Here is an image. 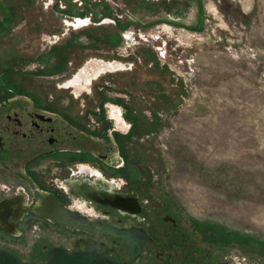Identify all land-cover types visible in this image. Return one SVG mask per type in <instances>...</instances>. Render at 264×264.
Here are the masks:
<instances>
[{"label":"rangeland","instance_id":"obj_1","mask_svg":"<svg viewBox=\"0 0 264 264\" xmlns=\"http://www.w3.org/2000/svg\"><path fill=\"white\" fill-rule=\"evenodd\" d=\"M242 9L235 0H0V102L25 97L113 140L120 166L106 175L139 195L141 221L160 238L171 229L163 217H175L199 264H264V0ZM73 17L90 21L76 33L81 50L62 36ZM77 59L126 69L84 65L80 88H59ZM71 106L96 115L70 116Z\"/></svg>","mask_w":264,"mask_h":264},{"label":"flooded vegetation","instance_id":"obj_2","mask_svg":"<svg viewBox=\"0 0 264 264\" xmlns=\"http://www.w3.org/2000/svg\"><path fill=\"white\" fill-rule=\"evenodd\" d=\"M89 64L126 69L116 61L91 59ZM104 73L102 69L89 76L87 83ZM84 74L81 68L60 87L80 88V75ZM113 116L123 121L118 111ZM119 166L113 140L95 139L84 129H73L63 116L35 107L25 97L0 102V246L23 260L36 262L45 260L52 246L68 250L93 246L124 261L128 256L126 243L105 232L112 226L140 238L142 252L132 264L143 260L145 264H199L197 257L190 255L184 234H179L175 217H163L171 229H165L161 238L141 221L139 195L122 190L121 182L105 173L106 167ZM83 184L113 197H137L139 212L132 215L92 200L76 189ZM52 196L58 203L51 201ZM63 218L68 224L58 222Z\"/></svg>","mask_w":264,"mask_h":264},{"label":"water","instance_id":"obj_3","mask_svg":"<svg viewBox=\"0 0 264 264\" xmlns=\"http://www.w3.org/2000/svg\"><path fill=\"white\" fill-rule=\"evenodd\" d=\"M104 183L108 185L107 181H104ZM76 189L86 197L105 206L117 208L121 211L129 212L132 215L139 212L140 208L137 197H113L105 192L98 193L92 186L87 184L76 185ZM97 195L103 198H97ZM51 199L52 202L58 203L54 196H52ZM42 202L44 203V201ZM58 222L61 224H68L64 218L58 219ZM105 232L118 237L126 243L128 256L124 261L110 258L93 246H90L86 250H68L61 246H52L46 253L45 260L36 262L32 260H23L12 251L0 246V264H132L138 260L142 252V243L139 237L129 231L112 226L106 227Z\"/></svg>","mask_w":264,"mask_h":264},{"label":"crops","instance_id":"obj_4","mask_svg":"<svg viewBox=\"0 0 264 264\" xmlns=\"http://www.w3.org/2000/svg\"><path fill=\"white\" fill-rule=\"evenodd\" d=\"M100 25H102V24H100ZM100 25H96V26H100ZM90 25H88V26H86V27H82V28H78V29H72V28H70L69 29V31L68 32H66L64 35H62V36H65V38H66V40L67 41H69V43H73V44H75L74 46H79V48H80V46H87V43H81V42H79V40H78V37L76 36V33H77V35H78V33H85L88 29H91L90 27H89ZM87 33V32H86ZM61 36V37H62ZM61 37L59 36V38H58V41H60V39H61ZM64 38V37H63ZM64 38V39H65ZM89 42V41H88ZM82 48H80V50H81ZM67 51V50H66ZM68 52V51H67ZM73 53H78L79 52V50L78 49H76L75 51H72ZM72 53V54H73ZM89 60H81V59H77V61H75V65H76V67H79L78 69L80 70L84 65H86V63L88 62ZM79 70H77V72L79 71ZM76 72V73H77ZM73 76V75H72ZM71 76V77H72ZM69 79V78H68ZM96 79V78H95ZM93 80L94 79H92V81L90 82V83H92L93 82ZM64 84V83H63ZM59 88H61V87H59ZM79 88V87H78ZM77 87L76 88H71V89H74V90H76V89H78ZM63 89V88H62ZM71 89H66V90H71ZM70 94H72L73 95V97L74 98H77L78 99V95H74L75 93L73 92V91H70ZM88 94V93H87ZM102 104H104V103H102ZM101 104V105H102ZM107 104L108 105H114V104H112V103H110L109 101L107 102ZM73 105V104H72ZM116 106V105H115ZM118 107V106H117ZM119 108V107H118ZM43 110V109H42ZM44 110H46V109H44ZM95 109H94V107H92L91 108V111H88L87 110V108H85V107H83V108H74V107H69L68 109L66 108V113L68 114V115H70V116H78V114H80L83 118H85V117H87V116H89V114H92V115H96V113L95 112H93ZM46 111H50V112H55V113H57V114H59V115H61L60 113H63V112H61L59 109H56V108H54V109H50V110H46ZM77 112V113H76ZM92 112V113H91ZM64 115H65V113H63ZM120 115V114H119ZM66 119V118H65ZM68 120H69V118H68ZM79 120L80 119H77V118H74L73 120H71V123L69 124V122L67 121V123L69 124V125H71V127L73 128V129H84L83 128V126L84 125H86V124H84L83 123V121H82V123H81V125L80 124H78L79 123ZM66 122V121H65ZM88 123V122H87ZM89 126V125H88ZM85 131H89V130H86V128L84 129Z\"/></svg>","mask_w":264,"mask_h":264},{"label":"bare ground","instance_id":"obj_5","mask_svg":"<svg viewBox=\"0 0 264 264\" xmlns=\"http://www.w3.org/2000/svg\"><path fill=\"white\" fill-rule=\"evenodd\" d=\"M235 1H237L243 7V9H248V7H249V5L251 3V0H235ZM252 8L253 7H251V9ZM107 21L109 22V20H104L102 23H105ZM64 23H65V26L66 27H69V28H72V29H78V28L86 27V26L89 25L88 19L87 18H84L83 19L82 17H78V18H75V19L65 20Z\"/></svg>","mask_w":264,"mask_h":264},{"label":"built area","instance_id":"obj_6","mask_svg":"<svg viewBox=\"0 0 264 264\" xmlns=\"http://www.w3.org/2000/svg\"><path fill=\"white\" fill-rule=\"evenodd\" d=\"M75 18H78V17H73V18H71V19H75ZM84 18H87L88 19V21H89V17H83V19ZM89 23H90V21H89ZM128 34H131L130 32L128 33ZM123 38H125V39H128L129 38V36L127 35H123Z\"/></svg>","mask_w":264,"mask_h":264}]
</instances>
